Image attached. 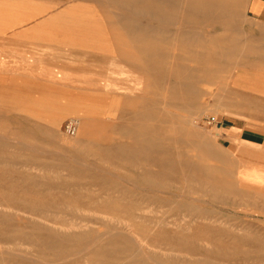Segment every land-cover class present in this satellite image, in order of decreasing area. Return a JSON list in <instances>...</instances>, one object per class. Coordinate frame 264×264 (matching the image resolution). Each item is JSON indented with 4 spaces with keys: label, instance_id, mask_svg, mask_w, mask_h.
<instances>
[{
    "label": "rangeland",
    "instance_id": "1",
    "mask_svg": "<svg viewBox=\"0 0 264 264\" xmlns=\"http://www.w3.org/2000/svg\"><path fill=\"white\" fill-rule=\"evenodd\" d=\"M0 2V264H264V0Z\"/></svg>",
    "mask_w": 264,
    "mask_h": 264
},
{
    "label": "bare ground",
    "instance_id": "2",
    "mask_svg": "<svg viewBox=\"0 0 264 264\" xmlns=\"http://www.w3.org/2000/svg\"><path fill=\"white\" fill-rule=\"evenodd\" d=\"M1 3V2H0ZM8 3V2H7ZM10 3V2H9ZM18 3V2H17ZM23 4H24V2H22ZM48 3V2H47ZM14 4H16V3H14ZM25 5V4H24ZM28 5V4H27ZM2 6V5H1ZM7 6H9V5H7ZM13 6V5H12ZM17 6H19V4H17ZM19 8V7H18ZM122 9H125V8H122ZM31 10V9H30ZM69 10V9H68ZM64 11V10H63ZM76 11V10H75ZM1 12V11H0ZM6 12V11H5ZM8 12V11H7ZM19 12V11H18ZM122 12H124V11H122ZM16 13V12H15ZM14 13V14H15ZM22 13V12H21ZM41 13V12H40ZM71 13V12H70ZM72 13H73V11H72ZM75 14H77V13H75ZM80 14H82V13H80ZM124 14H126V13H124ZM13 15V14H12ZM11 15V16H12ZM21 15V14H20ZM24 15V14H23ZM42 15V14H41ZM85 15V14H84ZM127 15V14H126ZM130 15V14H129ZM133 15V14H132ZM131 15V16H132ZM26 16L28 17V13H26ZM86 16V15H85ZM7 17H9V16H7ZM29 17H30V15H29ZM47 18V17H46ZM2 19V18H1ZM72 19V18H71ZM5 20V19H4ZM27 20V19H26ZM8 21V20H7ZM5 22V21H4ZM21 22V19H19V17L18 18H14V19H11V21H10V23H11V25L12 26H10V28H13V27H15V26H17V24L18 23H20ZM92 22V21H91ZM6 23V22H5ZM5 23L3 24V26L5 27L6 25H5ZM26 23V22H25ZM94 23V22H93ZM21 24V23H20ZM23 25V24H22ZM29 25V24H28ZM2 26V25H1ZM26 26V25H25ZM40 29V28H39ZM1 30V29H0ZM12 30V29H11ZM40 32V31H39ZM47 32V31H46ZM6 34V33H5ZM39 34H41V32L39 33ZM38 37H40V36H38ZM50 62V61H49ZM88 69H90V67L88 68ZM258 75V74H257ZM116 76V75H115ZM120 76V75H119ZM261 76V75H260ZM108 77H110V76H108ZM125 79V78H124ZM123 81V80H122ZM124 83H126V82H124ZM123 83V84H124ZM130 84V83H129ZM132 85V84H131ZM118 87V86H117ZM123 88V87H122ZM119 90H121V89H119ZM5 137V136H4ZM96 168V167H95ZM113 231V230H112ZM111 231V232H112ZM126 231V230H125Z\"/></svg>",
    "mask_w": 264,
    "mask_h": 264
},
{
    "label": "built area",
    "instance_id": "3",
    "mask_svg": "<svg viewBox=\"0 0 264 264\" xmlns=\"http://www.w3.org/2000/svg\"><path fill=\"white\" fill-rule=\"evenodd\" d=\"M66 127L70 133L75 134L77 131V127H78V123H77L76 119L69 121L67 123Z\"/></svg>",
    "mask_w": 264,
    "mask_h": 264
},
{
    "label": "crops",
    "instance_id": "4",
    "mask_svg": "<svg viewBox=\"0 0 264 264\" xmlns=\"http://www.w3.org/2000/svg\"><path fill=\"white\" fill-rule=\"evenodd\" d=\"M231 131H233V130H231ZM228 132V135H232V132ZM242 134H244V132H243V130L242 131H239V130H236V135H234L233 134V136H239L240 138L239 139H242V137H243V135ZM242 136V137H241ZM243 140V139H242ZM244 141H246V140H244ZM246 142H248V141H246Z\"/></svg>",
    "mask_w": 264,
    "mask_h": 264
}]
</instances>
